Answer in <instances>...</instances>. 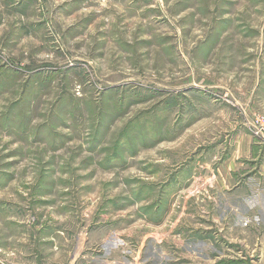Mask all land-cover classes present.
Returning a JSON list of instances; mask_svg holds the SVG:
<instances>
[{"label": "rangeland", "instance_id": "rangeland-1", "mask_svg": "<svg viewBox=\"0 0 264 264\" xmlns=\"http://www.w3.org/2000/svg\"><path fill=\"white\" fill-rule=\"evenodd\" d=\"M263 233L264 0H0V264H250Z\"/></svg>", "mask_w": 264, "mask_h": 264}, {"label": "crops", "instance_id": "crops-1", "mask_svg": "<svg viewBox=\"0 0 264 264\" xmlns=\"http://www.w3.org/2000/svg\"><path fill=\"white\" fill-rule=\"evenodd\" d=\"M256 239H257V242L255 245V251H257V253H256L254 260L250 261L251 262L250 264H264V233L261 236H259V235L256 236ZM205 241H207V240H205ZM204 243H207V242H204ZM218 258H219V260H221V258H223V257H218ZM244 259L245 258H243V260ZM246 260L248 261V259H246ZM246 260H244V261H246ZM225 263H227V262H225ZM217 264H219V263H217ZM232 264H238V263H232ZM242 264H246V263H242Z\"/></svg>", "mask_w": 264, "mask_h": 264}, {"label": "trees", "instance_id": "trees-1", "mask_svg": "<svg viewBox=\"0 0 264 264\" xmlns=\"http://www.w3.org/2000/svg\"><path fill=\"white\" fill-rule=\"evenodd\" d=\"M219 264H232V263H225L224 261H221Z\"/></svg>", "mask_w": 264, "mask_h": 264}]
</instances>
